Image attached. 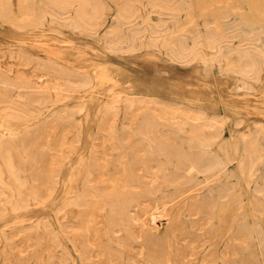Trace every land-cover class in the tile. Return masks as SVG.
<instances>
[{
  "label": "rangeland",
  "instance_id": "obj_1",
  "mask_svg": "<svg viewBox=\"0 0 264 264\" xmlns=\"http://www.w3.org/2000/svg\"><path fill=\"white\" fill-rule=\"evenodd\" d=\"M114 1L102 0L107 26L95 31L48 19L29 27L22 18L29 13L37 20L39 3L0 0L9 7L0 16V69L29 86L15 92L29 114L27 124H13L21 133L15 143L21 147L43 137L51 159L58 153L53 179L37 201L3 176L13 199L0 205V264H264V71L257 81L239 70L242 55L261 58L258 51L264 50V0H151L170 8L182 3L177 15L132 0L142 18L131 27L144 30L129 45L114 40L116 33L110 36L115 30L122 34L112 21ZM228 6L227 18L214 19L212 10ZM213 27L226 35L224 52L206 38ZM30 96L45 101L33 105ZM150 127L201 166L195 174L188 167L180 173L166 158L156 162L149 156L151 173L163 165L174 183L133 210L134 226L119 233L101 197L94 206L80 199L93 189L98 195L127 190L131 146L145 149ZM136 175L146 185L155 181L146 168ZM213 206L219 218L209 215ZM152 236L168 243L163 252L150 248Z\"/></svg>",
  "mask_w": 264,
  "mask_h": 264
},
{
  "label": "bare ground",
  "instance_id": "obj_2",
  "mask_svg": "<svg viewBox=\"0 0 264 264\" xmlns=\"http://www.w3.org/2000/svg\"><path fill=\"white\" fill-rule=\"evenodd\" d=\"M28 1L30 0H19L20 5H25ZM34 2H37L40 4V6L42 7L40 10V14L38 16V19L35 20L31 14L29 13H25L24 14V18L23 21L26 24H29V27L32 25H40L42 24L44 21H46L47 19L49 21H51V23H59L61 25H67L70 26L73 29H80L82 27H86L87 29L90 30H95L97 31L99 27H106L107 26V11H108V7L106 6V4H104L102 2V0H31ZM125 1V0H124ZM137 1V0H136ZM151 0H148V2ZM166 1V0H165ZM175 1V0H173ZM181 1V0H180ZM183 1V0H182ZM186 1V0H185ZM188 1V0H187ZM203 3H206L207 0H202ZM113 2V1H112ZM115 6H116V15L114 17L113 24L114 22L117 23L118 27L120 30H122V34H119L118 30L113 31V34H110V36L114 35L115 33L117 34L114 37V40H117V42H123L124 43H128L131 44L132 42H136L139 40H141L142 36L141 33L143 32L144 28H140V29H135L133 27H131V25L136 22L137 20H140L142 18V15L140 14V10L138 11L135 6L136 4H134V2L132 0H127L125 2H122L123 4H118L116 3V0L114 1ZM138 2V1H137ZM140 2V1H139ZM147 2V3H148ZM176 2H178L176 0ZM190 2V1H189ZM243 2V1H242ZM32 3V4H33ZM121 3V2H120ZM143 3V2H142ZM161 3V2H159ZM158 2L155 3L154 2H149V5L152 6V8H154L153 10H157L160 9V11L163 14H171V15H177L180 14L181 11V7L180 4L179 7H174V8H170L168 7V5L163 6V5H159ZM164 3V0H163ZM169 3H174V2H170ZM186 3V2H184ZM198 3V1H197ZM176 4V3H175ZM178 4V3H177ZM256 2L253 1L252 2V7L254 8V10H256ZM172 5V4H171ZM187 5V4H186ZM190 5V4H189ZM205 5V4H204ZM26 6V5H25ZM174 6V4H173ZM185 7V5L183 6V8ZM8 8L7 5L3 6L0 2V16H4L7 12H8ZM25 8V7H23ZM28 8V7H26ZM25 8V9H26ZM186 8V7H185ZM110 10V9H109ZM202 11H206V8L204 7L202 9ZM39 12V11H38ZM159 12V11H158ZM160 12V14H162ZM230 8L228 7H221V8H217L215 10H212V15L214 17V19H221V18H227L230 15ZM34 13V12H33ZM35 14V13H34ZM233 14V13H232ZM191 15V12H190ZM253 16V15H252ZM255 17V14L253 16ZM22 21V22H23ZM148 21V20H147ZM216 21V20H215ZM253 21V20H252ZM257 21V19H255L253 22ZM21 22V21H20ZM252 22V23H253ZM23 23V24H24ZM115 23V24H116ZM145 24V21H144ZM209 24V23H208ZM232 24V23H231ZM135 26V25H134ZM238 26V24H237ZM258 26V25H257ZM256 26V27H257ZM43 27V26H42ZM234 27V26H233ZM239 27V26H238ZM255 27V26H254ZM40 28V27H39ZM150 28V27H149ZM260 28V27H259ZM158 29V28H157ZM255 29V28H254ZM209 30V29H208ZM239 30V29H238ZM77 31V30H76ZM82 31V29H81ZM118 33H117V32ZM156 31V30H155ZM159 31V30H157ZM84 32V31H83ZM112 33V30L110 31ZM205 32V31H204ZM208 32V31H207ZM242 32V30H241ZM255 32V31H254ZM86 33V32H85ZM145 33V31H144ZM206 33V32H205ZM229 33V32H228ZM243 34V33H242ZM172 35V34H171ZM259 35V34H258ZM111 36V37H112ZM152 36V34H151ZM241 36V35H240ZM205 37V36H204ZM244 37V34H243ZM242 37V38H243ZM177 38V37H176ZM209 41L210 47L213 45L214 49L217 50L218 53H220L219 51L222 50L224 43L226 42V35H224V33L222 31H220L219 28L217 27H213V29L209 31V33L207 34L206 37ZM230 38V37H229ZM240 38V37H239ZM257 38V37H256ZM255 38V39H256ZM171 39V38H169ZM191 39V38H190ZM195 37L193 39V43L195 41ZM199 39V36H198ZM246 39V37H245ZM254 39V38H252ZM263 39V38H262ZM107 40V39H106ZM105 40V41H106ZM192 40V39H191ZM113 41V40H111ZM151 41V40H150ZM159 41V40H158ZM165 41V40H164ZM172 41V40H171ZM228 41V40H227ZM262 41V40H261ZM179 42V41H178ZM183 42V41H182ZM186 42V41H185ZM184 42V43H185ZM197 42V41H196ZM200 42V41H199ZM240 42V41H239ZM245 42V41H243ZM112 43V42H111ZM114 43V41H113ZM153 43V42H152ZM156 43V42H155ZM181 43V42H180ZM254 44L258 46V43H254L252 40L249 44ZM119 44V43H118ZM121 44V45H123ZM136 44V43H135ZM139 44V43H138ZM172 44V42H171ZM182 44V43H181ZM187 44V43H186ZM197 44V43H194ZM201 44V43H200ZM205 44V43H204ZM247 44V43H246ZM244 44V45H246ZM260 44V43H259ZM134 45V43H133ZM141 45V44H140ZM143 45V44H142ZM177 45V44H176ZM175 45V47H176ZM180 45V44H179ZM199 45V44H198ZM232 45V44H231ZM119 46V45H118ZM178 46V45H177ZM186 46V45H185ZM184 46V48H185ZM196 46V45H195ZM250 46V45H249ZM248 46V47H249ZM261 46V44H260ZM129 47V46H128ZM142 47V46H141ZM200 47V46H199ZM209 46H207L208 48ZM246 47V46H245ZM131 48V47H130ZM167 48V47H166ZM203 48V47H202ZM264 48V47H263ZM134 49V46H133ZM136 49V48H135ZM165 49V48H164ZM175 49V48H174ZM177 49V48H176ZM175 49V50H176ZM180 49V47H179ZM186 49V48H185ZM195 49V48H194ZM193 49V50H194ZM200 49V48H199ZM212 49V48H210ZM240 49V48H239ZM249 49V48H248ZM166 50H169L168 48ZM178 50V49H177ZM175 52H178V51ZM189 50V49H188ZM250 50H252L250 48ZM259 50V49H258ZM173 51V50H172ZM198 51V50H196ZM201 51V50H200ZM199 51V52H200ZM209 51V50H208ZM224 52V50H222ZM241 51V49L239 50V52ZM245 51V50H243ZM248 51V50H247ZM175 52L173 51V53L175 54ZM190 52V51H189ZM213 52V51H212ZM211 52V53H212ZM251 52V51H250ZM253 52V51H252ZM258 55L259 57L263 58H258L255 57H250L248 56L247 59H243V55L242 57L239 55V53H237L242 60H245L244 63L242 62L243 66H241V68L239 70H241V74L245 75L246 77L248 76L249 78H253L255 80H259L260 78V74L262 71H264V50H259L258 51ZM169 53V52H168ZM180 53V52H179ZM182 53V51H181ZM192 53V52H190ZM195 53V52H194ZM201 53V52H200ZM222 53V52H221ZM249 53V52H248ZM210 54V53H209ZM244 54V53H243ZM170 55V54H169ZM179 55V54H178ZM182 55V54H181ZM194 55V54H192ZM191 55V56H192ZM198 55V54H196ZM211 55V54H210ZM217 55V54H216ZM214 55V56H216ZM221 55V54H220ZM237 55V56H238ZM249 55V54H248ZM255 55V54H252ZM173 56V55H172ZM175 56V55H174ZM177 56V54H176ZM175 56V57H176ZM184 56V53H183ZM182 56V57H183ZM188 56V55H187ZM199 56H201V54H199ZM203 56V53H202ZM218 56V55H217ZM222 56V55H221ZM245 56V55H244ZM247 56V54H246ZM245 56V57H246ZM256 56V55H255ZM182 57H180L182 59ZM185 57V56H184ZM189 57V56H188ZM206 57V56H205ZM213 59V55L211 56ZM220 57V56H219ZM218 57V58H219ZM223 57V56H222ZM174 58V57H173ZM187 58V57H186ZM192 58V57H191ZM214 58L213 61L218 60ZM221 58V57H220ZM224 58V57H223ZM222 58V59H223ZM229 58V57H228ZM179 59V58H178ZM188 59V58H187ZM197 59V58H196ZM201 58H199L198 60H200ZM176 60V59H175ZM184 60V59H183ZM225 60V59H224ZM228 60V59H227ZM187 61V60H186ZM196 61V60H195ZM212 61V62H213ZM226 61V60H225ZM190 62V61H189ZM205 62V61H204ZM216 62V61H215ZM231 62V61H229ZM241 63V60H240ZM226 64H229L228 62ZM239 65V64H238ZM230 66V65H229ZM228 66V67H229ZM233 65L231 64V67ZM237 67V66H235ZM234 67V69H235ZM240 67V66H239ZM238 67V68H239ZM233 68V67H232ZM236 70V69H235ZM238 70V71H239ZM66 74V72H63ZM70 73V72H69ZM225 73V72H224ZM236 73V72H235ZM78 76V75H77ZM60 77V76H59ZM67 77V75L65 76V78ZM61 78V77H60ZM59 79V78H57ZM69 79V78H68ZM246 79V78H245ZM248 79V78H247ZM96 80V79H95ZM61 81V80H59ZM255 82V81H254ZM68 83V82H67ZM66 83V84H67ZM71 83V82H70ZM87 83V82H85ZM258 83V82H257ZM30 84V83H29ZM76 84V83H75ZM259 84V83H258ZM245 85V84H244ZM62 86V85H61ZM68 86V84H67ZM66 86V87H67ZM65 87V86H64ZM72 88V87H71ZM81 88V87H80ZM88 88V87H87ZM29 86L28 83L24 82L23 80H19V79H14L11 78L9 73L7 72H3L2 69H0V90L2 91V93L0 94V205H3L4 207H6L7 204H1L2 201L5 202H10V199L12 198L13 195H11V188L9 189V187L3 183V177L5 174L8 175L9 180L7 181L10 182V184L15 185L20 192L25 191L29 194H31L33 197L36 198H41L42 196H44V187L46 186L47 182L52 178V167L56 165L57 162V157L54 153V159L52 157V155L50 154V147L49 145H42L43 142V137H40L36 142L34 143H30L28 144H22V146L20 147V145H16L15 143V138L17 137L18 134H16V130L13 128L14 127V122L15 121H22L24 122V124H27L28 118H29V114L28 112L23 108V105H27L25 103H23L21 99H18L20 97L17 98V96L15 97V92L16 91H24V90H28ZM67 89V88H66ZM84 89V88H83ZM57 90V89H56ZM85 90V89H84ZM248 90V89H246ZM35 91V90H34ZM41 91V90H40ZM42 93V92H41ZM74 93V92H73ZM39 94V93H38ZM43 94V93H42ZM40 95V94H39ZM46 95V94H45ZM35 96V95H34ZM33 96V97H34ZM31 98V104L34 105V103H38L39 105L44 103V99L41 97H34ZM57 99V98H56ZM60 101V100H58ZM37 104V105H38ZM3 105V106H2ZM29 105V103H28ZM46 106V105H45ZM25 107V106H24ZM3 108V110H2ZM44 108V107H43ZM46 108V107H45ZM30 109V108H29ZM104 110V109H103ZM78 111V110H77ZM39 112V111H38ZM66 116V115H65ZM64 116V117H65ZM36 117V116H35ZM34 117V118H35ZM33 119V118H32ZM37 119V118H35ZM34 119V120H35ZM150 119V118H149ZM153 119V118H152ZM189 120V119H188ZM58 121V120H57ZM64 121V119H63ZM149 121V120H148ZM191 123V122H189ZM149 124V123H148ZM196 124V123H195ZM195 124L193 125L191 123V125L195 126ZM199 124V123H198ZM202 124V123H201ZM190 125V124H189ZM200 125V124H199ZM149 127V126H148ZM196 127V126H195ZM201 128V127H200ZM162 129V128H161ZM164 129V128H163ZM147 135L148 137L146 139V141H148V143L146 145H148L145 149H141L139 148V146H131L130 149V164L127 166H125V168H127V173H128V182H127V190H125L123 192V194H106V195H102V194H97V191L95 192L94 189L93 190H88V188L86 189L85 187V191L87 192L86 196L84 198H81L80 196V202L83 204L85 203H92L94 201H97L96 199L98 198H102L103 202L105 204V207L109 208L110 210V215L109 217H111V221L116 225L117 228V232H128V229L136 222V218L132 216V212L133 210L139 208V206L149 200V198L152 197H158V195H160L163 192V187L165 185L174 183V180H172V178H168V173L167 176L165 174V170L163 165L162 166H158L156 168V171L151 173V167L147 165L148 163V157H152L153 160H156V162H159L158 159H160L161 157H164V159L166 158L168 163H173L175 164L176 169L182 173L184 171V169L186 167H188V170H194V172H196V170L200 169L199 165L200 163H198V161H193V158H186L183 154V152H181L179 149H177L176 147H174V145L170 144L169 140L167 139H162L160 137H158V131L156 127H150L149 129H147ZM166 130V129H165ZM140 131V130H139ZM21 134V133H20ZM170 134V133H169ZM36 135V134H35ZM38 136V134H37ZM166 136V135H165ZM50 137V136H49ZM19 139V138H18ZM145 139V138H144ZM250 139V138H249ZM28 140V139H27ZM26 140V141H27ZM35 140V139H34ZM171 140V139H170ZM204 140V139H203ZM17 141V140H16ZM25 141V140H24ZM144 142V141H143ZM205 142V141H204ZM211 142V141H210ZM126 143V142H125ZM20 144V142H19ZM48 144V142H47ZM71 146V145H70ZM57 148V147H56ZM56 148L55 152H56ZM60 148V146L58 147ZM123 148V147H122ZM143 148V147H142ZM263 149V148H262ZM59 151V149H57ZM118 150V149H117ZM50 152V153H49ZM54 152V151H53ZM123 152V151H122ZM264 152V151H263ZM128 153V152H127ZM212 153V152H211ZM50 154L51 156L49 157ZM95 154V153H94ZM254 154V153H253ZM125 155V154H124ZM254 156V155H253ZM256 156V155H255ZM126 158V157H125ZM129 158V157H128ZM193 159V160H192ZM198 159V158H197ZM199 160V159H198ZM201 160V158H200ZM165 161V160H164ZM205 161V160H204ZM222 161V160H221ZM259 161V160H258ZM129 162V161H128ZM127 162V163H128ZM126 164V163H125ZM160 164V163H158ZM208 164V163H207ZM211 165V163H209ZM205 165V164H204ZM223 165V164H222ZM203 166V165H202ZM209 166V165H208ZM212 168L214 166L211 165ZM210 166V167H211ZM221 166V165H220ZM219 166V167H220ZM59 167V165H58ZM89 167V166H88ZM138 168H146V172L148 174H152L154 176L155 181L153 182L152 185H146L142 179H139L138 176L136 175V170ZM215 168V167H214ZM124 169V168H123ZM207 169V168H206ZM88 170V169H87ZM187 171V169H185ZM213 170V169H212ZM220 170V169H219ZM76 171V170H75ZM177 171V172H178ZM226 171V169H225ZM73 172V171H72ZM89 172V171H88ZM178 172V173H179ZM201 172V171H200ZM220 172V171H218ZM104 173V172H103ZM185 173V172H184ZM189 173V171H188ZM138 174V173H137ZM195 174V173H194ZM192 175V174H191ZM218 175V174H217ZM144 176V175H143ZM188 176V175H187ZM85 178V176H84ZM141 178V177H140ZM246 178V177H245ZM55 179V178H54ZM219 179V178H218ZM5 180V179H4ZM146 180V179H145ZM215 180V179H214ZM55 181V180H54ZM127 181V180H126ZM51 182V181H50ZM151 182V181H150ZM176 182V181H175ZM108 183V182H106ZM214 183V182H213ZM85 185V184H84ZM115 185V184H114ZM175 185H177L175 183ZM82 186V185H81ZM169 186H167L168 188ZM171 187V186H170ZM175 187V186H173ZM183 187V186H182ZM52 189V188H51ZM120 190V189H119ZM171 190V189H170ZM178 190V189H177ZM19 191L17 193H19ZM50 191V190H49ZM101 191V190H99ZM122 191V190H121ZM259 191V190H258ZM47 192V191H46ZM172 192V191H171ZM229 192V191H228ZM261 192V191H260ZM264 192V191H262ZM16 193V196H18ZM24 193V192H23ZM122 193V192H121ZM178 193V192H177ZM223 193V191H222ZM47 194V193H46ZM175 194V193H174ZM198 194V193H197ZM214 194V193H213ZM27 195V194H26ZM75 195V194H74ZM172 195V194H171ZM176 195L178 196V194L173 195L174 197H176ZM190 195V194H189ZM30 196V195H29ZM164 196V195H163ZM264 196V193H263ZM22 197V196H21ZM78 197V196H77ZM78 197V198H79ZM25 198V197H22ZM29 198V197H28ZM48 198V197H47ZM178 198V197H177ZM211 198V197H210ZM13 199V198H12ZM230 199V197H229ZM30 200V199H29ZM159 200V199H158ZM157 200V201H158ZM22 201V200H21ZM32 201H37L36 200H32ZM74 201V200H73ZM232 201V200H231ZM237 201V200H236ZM4 202V203H5ZM79 202V201H78ZM79 202V203H80ZM102 202V201H101ZM148 202V201H147ZM14 203V200H13ZM28 203V201H27ZM42 203V201H41ZM74 203V202H73ZM76 204L74 206H77V202H75ZM80 203V204H81ZM95 203V202H94ZM100 203V202H98ZM97 203V204H98ZM11 204V203H10ZM67 204V203H66ZM81 204V205H82ZM91 204V205H92ZM96 204V205H97ZM162 204V203H161ZM213 205V204H212ZM13 206V205H12ZM16 206V205H15ZM79 206V204H78ZM90 206V205H89ZM94 206V204H93ZM216 206V205H215ZM235 206V205H234ZM18 207V204H17ZM20 207V205H19ZM23 207V206H22ZM81 207V206H80ZM233 207V206H232ZM24 208V207H23ZM79 208V207H78ZM86 208V207H85ZM241 208V207H240ZM17 209V208H16ZM15 209V211H16ZM103 209V208H102ZM219 209V208H218ZM228 209V208H227ZM232 209V208H231ZM85 210V209H84ZM94 210V209H90ZM104 210V209H103ZM224 210V208H223ZM262 210V209H261ZM14 211V212H15ZM19 211V210H18ZM145 211V210H144ZM13 212V213H14ZM86 214V210L84 211ZM136 212V211H135ZM149 212V211H148ZM229 212V211H228ZM18 213V212H17ZM104 213V211H103ZM208 213L210 216H212L213 218L218 217V210L217 208L210 207L208 210ZM226 213V212H225ZM224 213V214H225ZM239 213V212H238ZM241 213V212H240ZM16 214V213H15ZM223 214V215H224ZM89 216V215H88ZM225 216V215H224ZM240 216V215H239ZM222 217V216H221ZM212 218V219H213ZM236 218V217H235ZM239 217H237L238 219ZM254 218V217H253ZM109 219V218H108ZM240 219V218H239ZM238 219V220H239ZM138 220V219H137ZM221 220V219H220ZM109 221V220H108ZM236 222V221H235ZM142 223V222H141ZM109 224V223H108ZM112 225V226H115ZM109 226V225H108ZM110 226V227H112ZM134 226V225H133ZM144 226V225H143ZM159 226V225H158ZM130 230V229H129ZM150 231V230H149ZM98 232V231H97ZM116 232V230H115ZM200 232V231H199ZM95 233V232H94ZM123 234V233H122ZM152 234V233H151ZM151 234H148L151 235ZM173 234V233H172ZM202 234V233H201ZM116 235V234H115ZM132 236V235H130ZM147 236V237H148ZM128 237V236H127ZM153 237V236H152ZM154 238V237H153ZM183 238V237H182ZM127 239V238H126ZM129 239V238H128ZM147 239V238H146ZM167 239V238H166ZM185 239V238H184ZM133 240V239H132ZM148 240V239H147ZM146 240V241H147ZM177 240V239H176ZM140 241V240H139ZM169 241V240H168ZM129 242V241H128ZM132 242V241H131ZM134 242V241H133ZM151 245L153 250L161 249V252H163L162 250H164V248L166 246H168L167 242H165L164 240H160L159 238L156 239H152V241L150 240ZM124 243V242H123ZM127 243V242H126ZM149 243V242H148ZM126 245V244H125ZM128 245V244H127ZM132 245V243H131ZM142 245V244H141ZM148 245V244H146ZM150 245V246H151ZM86 246V245H85ZM124 246V245H123ZM122 246V247H123ZM130 246V245H129ZM128 246V247H129ZM126 249V248H125ZM152 249H149L150 251ZM242 250V249H241ZM154 252V251H153ZM152 252V253H153ZM156 252V251H155ZM245 253V252H244ZM247 253V252H246ZM85 254V253H84ZM150 254V253H149ZM158 254V253H157ZM162 254V253H161ZM160 254L157 255V257H161L162 255ZM251 254V253H250ZM154 255V254H153ZM264 255V254H263ZM151 256V255H150ZM156 256V254H155ZM166 256V254H165ZM218 257V256H217ZM156 258V257H155ZM216 258V257H215ZM157 260V259H156ZM160 259H158L159 261ZM164 259H162L163 261ZM213 260V259H212ZM151 261V260H149ZM233 261V260H232ZM252 261V260H251ZM163 263V262H162ZM214 263V262H212ZM161 264V263H160ZM215 264V263H214Z\"/></svg>",
  "mask_w": 264,
  "mask_h": 264
}]
</instances>
